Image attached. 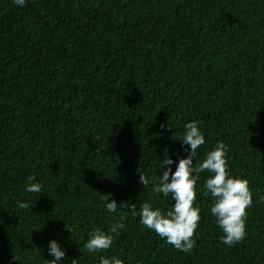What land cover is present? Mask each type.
Returning a JSON list of instances; mask_svg holds the SVG:
<instances>
[{"label":"trees","instance_id":"1","mask_svg":"<svg viewBox=\"0 0 264 264\" xmlns=\"http://www.w3.org/2000/svg\"><path fill=\"white\" fill-rule=\"evenodd\" d=\"M193 120L206 141L197 162L225 143L253 205L245 238L224 244L204 188L212 174L200 173L188 253L139 211L173 207L153 188L166 156L175 172L190 154L174 136ZM29 176L39 193L25 191ZM104 195L137 215L108 212ZM121 216L110 249L83 248ZM52 240L59 264H264V0H0V264H48Z\"/></svg>","mask_w":264,"mask_h":264},{"label":"clouds","instance_id":"2","mask_svg":"<svg viewBox=\"0 0 264 264\" xmlns=\"http://www.w3.org/2000/svg\"><path fill=\"white\" fill-rule=\"evenodd\" d=\"M25 2L26 0H14L18 6H23ZM184 127L183 136H174V138L189 146L190 154L180 159L175 172L171 168L174 163L173 159L166 156L163 162L164 166L168 167L153 188L156 194L162 193L164 196L171 194L175 203L170 210L164 212L159 208H154L151 202H144L139 211L140 222L146 228L154 230L160 238L166 239L167 243L177 250L190 253L195 246L194 237L201 219L200 209L196 206V185L199 174L207 171L212 174L204 184L206 192L211 194L214 200L211 214L222 229V242L231 247L242 241L247 234V210L253 205L250 182L246 178L230 176L226 155L228 146L223 142H218L213 150L206 153V158L202 162H197V150L205 144V136L195 120L188 122ZM185 150L188 151L187 148ZM194 158L196 159L195 164L193 163ZM194 173L196 175H193ZM34 179L33 176L28 177L26 192L39 193L41 191L42 185L33 183ZM140 182L146 187L150 182L143 172L140 175ZM103 199L108 201L106 210L110 213H116L119 208H130L132 215H137L135 204L129 205L128 202H124L121 206L116 200H109L107 195H104ZM17 205L20 209L29 207L26 201H17ZM123 220L124 217L121 216L115 223L110 222L107 232L95 230L90 233V238L83 248L89 253L110 249L115 236L125 228ZM49 255L54 256L55 259L48 260V264H59L66 252L56 240H52L49 244ZM72 264H78V260L73 259ZM99 264H124V261L117 256H101Z\"/></svg>","mask_w":264,"mask_h":264}]
</instances>
